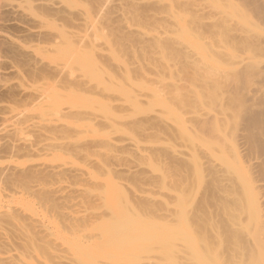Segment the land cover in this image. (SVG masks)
Listing matches in <instances>:
<instances>
[{"label":"rangeland","instance_id":"rangeland-1","mask_svg":"<svg viewBox=\"0 0 264 264\" xmlns=\"http://www.w3.org/2000/svg\"><path fill=\"white\" fill-rule=\"evenodd\" d=\"M80 1L71 0V7H81L83 3L85 5V2L88 4L90 1L91 3L89 5H91L93 0ZM115 1H117V3ZM115 1L112 0L110 5H108L109 7H105V13L103 12L101 16H99L101 18H96V20L98 19L96 22L94 20L95 23L93 22L94 25L91 28L94 29V27L97 26L98 30H96L98 32L94 29L93 33V30L90 28L89 30H92V37L89 34V30L85 32L86 39L89 38V40L83 39L85 36L83 31V33H81L78 30L81 34L80 36L82 37L83 35L81 39L71 32V40L69 42V44H71V50L69 51L71 54V80L76 77L77 80L85 78L86 80L84 79V81H90L88 84L91 83L88 86L89 90L77 88L76 86L75 88L73 86L70 90L62 87H58L57 89L56 87L54 92H51V89H47L48 92H45L46 89L44 88L43 90L42 88L44 85H42V87L38 86V84L41 86L40 82L42 81L41 77L44 71H42L40 67L39 69H34V66H32L34 64V59L22 56L18 51V53L16 51H10L11 49L8 48V46L3 50V55L5 59L20 67L21 76L7 72L9 68L7 69L4 67L6 66L4 64L0 66V71H2L0 72V84L3 86L0 85L2 87V89L0 88V106L12 104L16 108L18 107L19 110H22L23 107L27 110H25V112L34 109L39 113L42 111L38 109H44L43 111L45 112L46 109H48L46 111H49L54 107H62V110H64L63 107H65L66 110L67 108H71V115L68 113L71 118L69 117V119H66L65 117L67 116L68 118V115L62 118L63 121L66 120L65 122L69 121V123H71V144H77V141H79L78 144H80L81 141L85 139L90 140V138L93 141L105 139L102 140V142L105 141L104 143H106L107 140L118 143L117 146H105L106 149L102 147L103 149L101 148L100 150V147L104 146V144L101 145L99 147L101 152L98 154V146L96 147L97 151L95 147V150H91L93 146L91 148L89 147L92 151H89L90 154L86 147L88 155H92L95 152V156L97 155L99 158L102 157L105 158V160L108 158V161L112 158L111 161L114 160L115 163L118 164L119 169L117 168L118 172H116V174L96 172L100 174H97V178L93 179V181H86L83 183L84 185L89 182L87 184L90 193L89 197H91V201L93 200V202L90 203V209L89 207V210L87 209V211H89L88 214L90 212L98 214L96 211L102 210L101 213L105 211V215H103L105 218L103 222H99L101 218L100 220L96 219L94 217L95 213H92L89 215L92 218L94 217V222L87 216L91 219L92 224L91 222H89V224L87 222V225H85L82 222V225H84L82 226L77 222L78 225L76 224V228L71 232V264H250V261H252L251 264H253V259L256 258H253L254 254L252 256L251 251L255 249L254 244L251 243L253 246H248L251 252L248 254V249L245 250L244 248L246 246H242L244 242L240 243L242 239H238V242L232 239V241L234 240L236 243H232L231 239L230 241L228 240L230 236H236L238 233L242 234L241 237L243 236L242 238L244 240V238H248L251 231L253 232V230L255 231L258 228L255 224L256 220L255 222L251 221L253 222L251 223L249 219H246L250 213L248 214L247 212L248 216L246 215L247 217L242 219L243 216L241 217V215H243V213L245 215L246 209L242 212L243 209L240 211L241 209L238 210L239 207H237V205H240L243 201L247 205L251 202L248 200H251L252 196L249 191V195L247 193L245 195L241 191L245 189V187L242 189L241 187L246 185L248 180L250 181L249 174L248 176L247 173L245 174V172H249L248 166L246 163L240 161V159H234L235 156L229 160V157L232 156L227 154V152H229L227 149H230L231 144L234 142L232 139L235 138V134H233L224 123L222 124V122H220L221 125L219 124L220 127H217L215 123H210L215 125L217 129L215 130L214 126L211 125L209 130L207 129L209 126H207V128H204V130L206 129L205 131L202 129L205 132L204 134L202 131H198L201 130L198 127V130L194 128L195 121L191 123V118H188L190 117L188 115L189 113L193 114V117L203 110H209L208 107L213 108L210 110L220 109L218 106L225 101L226 102L222 104L224 108H226L227 103V105H232L230 104V100L227 102V100L224 99L226 98L227 84L233 78L232 71L234 70L232 68L235 66L232 67L231 65L229 66L228 63L225 64L222 58L223 68L220 66L222 64L220 60L216 62L220 56H218V58L214 57L216 56L215 51L213 52V50H215V45L210 41L213 40L210 39L213 36H209L211 35L209 33L210 28L206 29L208 26L200 22H197L199 26L196 24L198 20L193 19V16L191 17L192 10L189 7V3L187 4V8H190L189 10L191 13L187 12L188 10L185 8L187 6L186 4H182V6L179 7L177 4L176 6L168 4L169 6H161L159 9L156 5L154 8H152V5H148L150 0H138L136 1L137 3L134 4L135 6H133L134 9L135 7L138 9L140 14L135 10L138 14L135 13L134 17H131L132 14L128 15V13H126L128 11L125 12V9L127 7L130 8L135 2L133 0V3H131V0ZM123 1L125 3H123ZM202 1L203 0H199L198 2ZM205 1L207 2V0ZM205 1L203 6L207 7L205 11L208 14L210 12L209 16H214V13H216L215 15L219 14L220 16L218 15L216 17H218L223 24L225 23V26L234 23L232 24L233 27L236 25L234 28H240L241 31L245 30L244 32L246 33L241 32L240 34L243 35V37L246 35L245 41L242 43L247 42V37L249 41L250 39L255 41V38L258 40V38L261 39L263 37L261 33H264V22L257 15L256 11L251 9L252 6L248 8L249 5L245 3V1L208 0L207 3ZM132 8L133 7H131L129 11L131 10L132 12ZM149 8L153 11L151 12ZM212 9L216 12H212L211 14ZM118 10L121 11V14H119L120 12ZM207 10H209V12ZM111 11L112 14H115L114 16L118 15L119 18H126L127 16L129 18L127 17L125 20H123L124 18L121 20L117 18V16L115 18L111 15ZM157 11L159 15L156 13ZM219 11H221V13ZM124 12L127 16L125 14V16L122 15ZM148 12L151 13V15H153L152 13L154 12V15L149 16ZM160 13L165 17L161 18ZM154 16H156L157 20ZM158 16H160L161 19H158ZM72 18L73 17H71V23L75 20ZM190 18L193 20H190ZM205 20L207 19L205 18ZM205 20L203 21L205 22ZM233 20L240 23L237 25L235 23L238 22H232ZM124 21L127 24L130 23L129 26L126 24V27H132L134 29V25H136V28H138L136 30L141 29L139 33L146 32V35L144 33L140 35L143 38L146 37V40L150 39L149 42L146 43L147 41L145 42L143 38H140V40L143 39L144 42H142L143 40H138V37L141 36L137 35V37L134 36L135 34H129L130 32H128V29H126L128 33L124 31L126 27L124 29L121 27V24L124 27ZM227 21L230 23L228 22L226 24ZM254 23L259 26H255ZM73 27H75V24ZM73 27H71V29L74 32L75 28ZM139 27L141 28L139 29ZM233 27L231 28L234 29ZM142 28H144L145 31L142 32V30H144ZM249 28L253 31L250 32ZM235 30L240 33L239 29ZM9 31L17 34L16 30L13 28L9 29ZM201 32L204 33V35ZM207 32L209 34L206 36L205 33ZM79 33L76 34L79 35ZM258 34L260 36H258ZM88 35H90L93 41L95 38H98L95 40L99 41L98 44L100 47H98V45L96 47V42H94L95 46L94 43H88L89 41L93 42L92 39L90 40V37H87ZM93 35H98V37L96 36L93 38ZM214 35L216 37V34ZM139 41L141 43H138ZM258 42L259 41H257V43ZM208 43L214 46H209ZM85 44H87V46ZM89 44H93L92 46H94V48L89 46ZM261 45H263L262 49H264V42ZM237 46H239V44H237ZM249 46L247 45L246 48L257 58L254 60L253 56H250L252 57V61L254 60L255 62L264 59V51L263 53L259 52L262 51L261 48L257 49L259 50L258 54L251 44ZM239 47L240 49H244L242 48L244 45ZM64 48H66V46ZM69 48L70 46L64 49V51ZM210 49H212V51ZM101 54L107 55L108 58L104 56V59L108 60H104L102 57L103 55L97 57V55ZM249 54L250 52L246 55L248 56ZM201 55L205 58L204 62L207 61V63L200 61L204 59ZM208 55L211 56L209 58L212 59H209ZM242 55L245 57V52ZM194 57L195 59L197 57V61L200 58L199 61L201 63L199 64L198 61V64H196L197 62ZM39 58H42L43 61L45 59L47 62L49 60H56L58 56L40 53ZM96 58L98 61H96ZM143 61L146 65H149L151 62L153 66H160V69H162L161 66L166 67L169 63L173 65L170 66L174 67L172 69L175 70L172 74L170 73L172 70L170 72L168 71V73L166 71L167 74L160 71V73H162V75L160 74L162 77L160 80L162 85L165 84L161 86V82L158 81L160 83L158 84L156 80L151 79L153 78L151 74L153 75V73H155L153 69L152 73L150 72V68H146L150 71L144 70L143 66L145 64L140 63ZM165 62H168L167 65ZM191 62H194V64H191ZM256 63L255 65L261 67L264 65V62L258 61V63ZM138 64H141L140 67L144 64L141 67L142 71L137 70ZM201 64H205L204 67H202L203 65ZM194 65L197 66L193 67ZM226 65H228L229 68ZM146 67H151V65ZM226 67L229 70H227ZM147 72H150V75L144 77ZM140 73H142V75ZM143 73L145 74L143 75ZM248 73L247 71L245 74ZM80 76L81 78H79ZM82 76L84 77L82 78ZM149 76H151V78ZM248 76L250 77V73L244 80L247 81L249 78ZM252 76L251 78L254 79L255 76ZM256 77L254 79L255 82L260 81L256 80ZM258 78L260 79L259 76ZM254 80H252L253 86L250 81H247L248 83L245 82L247 85L250 84L248 89L251 88L250 86L254 87L256 85L254 84ZM44 81L45 80H43V84H45ZM31 82L35 85V88L37 85L38 89L41 88L39 90H43L51 99L47 97L46 100H40L41 103L38 102L39 105L33 106L34 103H30L33 99L32 91L37 90V88L35 89L34 85L30 84ZM171 82L172 84L175 83V85H170L169 83ZM178 82L179 85H176ZM27 83L35 90L31 89L32 87L29 88ZM246 84L243 83V86ZM19 86H21V89ZM25 87L26 89H24ZM244 88V90H247V87ZM23 90L27 92L25 93ZM244 92L242 94L245 95ZM211 98L212 100L216 98L214 102L216 100L218 102L213 103ZM220 98L223 101L220 100ZM208 101H212L213 105L216 104L217 108L215 105L213 107L212 105L208 106ZM201 103H204V106H202ZM44 104H47V106ZM28 105L29 109L26 107ZM197 111L199 112L197 113ZM193 112L196 113L194 114ZM3 113L4 111L0 108V116ZM1 122L0 120V124ZM219 129H222L221 132L224 134L219 133ZM225 129L229 132H226ZM225 132L229 136H226ZM218 135H220V138H222L221 135L225 138L223 137L218 140ZM93 138L97 139L94 140ZM83 145L84 144L81 143V148L83 149L84 147L86 150ZM185 147L193 151L195 150L198 153L200 165L197 163L192 165L193 162L191 164L188 161L185 162V160H189L188 157H184V155L180 153L182 150L184 151L186 149ZM78 151L80 150L78 149ZM78 151L73 152L77 154V156L71 153V166L74 165L73 167L76 165H81V167H83L82 161H84V158H82V156H84L86 152H84L85 154L82 153V155L80 152L78 153ZM105 151H109L108 153L110 154L107 153V155ZM226 155H228L227 158ZM223 158L227 159V163L233 160V164L228 163L229 165L226 167L224 162H221ZM225 159L223 161H226ZM237 161L239 162L238 164H236ZM187 162L191 166H189ZM212 163H214V165L216 163L218 166L223 164L226 169L221 171L224 167L215 165V168ZM239 165H241V167ZM233 166L239 171L236 172ZM208 167L211 169L215 168V171ZM217 169H219L218 171L220 174L216 171ZM241 169L244 175H242ZM213 173H215L214 175L216 178H213ZM217 173L218 175H216ZM239 178H243L244 180H240L242 181L240 182L238 181ZM232 180L238 181V183L233 181L235 184L237 183V187L239 186L238 184H240L237 189L233 190L234 193L238 194L237 197L235 196L236 198L234 197L236 194L233 192V194L226 197L223 193L225 186L228 187V185L232 184L227 182H232ZM235 184L233 183V186L231 185L232 188ZM85 186L86 185L83 187ZM246 187V189L249 190V183ZM88 189L83 192L89 194L87 193ZM222 196L224 198L229 197L226 199L227 201L233 200V197L234 200L237 199V203H241L237 204L236 201L227 202L225 199L219 200ZM238 199L240 200L238 201ZM223 201L226 204H224L225 206L222 204ZM244 204L242 205L244 206ZM246 205L244 207L247 208V211L253 212V206L251 207L252 204L250 205L251 208H248ZM234 206L238 208L235 209V211ZM225 208L227 210H225ZM198 214L200 215L199 219L197 218ZM251 214L252 217L255 218V210ZM96 216L102 217V215ZM230 219L232 221H230ZM243 220L251 223L253 226L256 225L254 227L257 228L250 226L251 224L243 222ZM234 221H238V224L234 223ZM230 222L234 223V226L237 224L238 227L236 226L233 229V227H231L232 223ZM239 223H241V225L244 223V226L242 225L243 228L239 226ZM247 224V229H249V226L253 229H250V232L249 230L247 231V229L246 231L241 230L240 233L238 230L240 228L244 229ZM229 228H232L233 231L236 228H238V230L232 231L233 233L231 232L232 234L230 235ZM244 232H246L247 237ZM97 235H100V238L96 239L95 237ZM235 236H233V238H236ZM88 237L93 238H90L88 241ZM241 237L239 236V238ZM259 240L262 241L261 239H258V241ZM228 241L231 242V244H228ZM258 243L261 245L263 242ZM238 245L242 247H238L239 250L240 248L242 250L244 248L243 252H247L246 254L249 255L248 257L251 255V260L248 257L247 259L245 256H241V254H239L241 250L239 251L236 249L235 251ZM255 245L258 244L256 243ZM232 246H235L233 248L234 251L231 250ZM256 250L258 251L259 247ZM255 255H257V253H255ZM258 255L260 258V250ZM263 256L264 254L261 258H263ZM258 261H260V263H258L261 264L263 263L261 261H264V259H259Z\"/></svg>","mask_w":264,"mask_h":264},{"label":"bare ground","instance_id":"bare-ground-1","mask_svg":"<svg viewBox=\"0 0 264 264\" xmlns=\"http://www.w3.org/2000/svg\"><path fill=\"white\" fill-rule=\"evenodd\" d=\"M85 1H88V0H85ZM111 1L112 0H93L91 5H89L91 3V1H90L88 4H87V2H85V5L83 3L82 4L83 6L81 5V7L79 6L76 8V7H71V0H0V66L4 64V65H6L4 67H6L7 69L9 68V71H7V72H10L11 74H14V75L21 76V74H20L21 69H19L20 67L18 65L16 66L13 62L5 59V57L3 55V52H4L3 50L6 48V46H8V48L11 49V50L9 49L10 51H13V52L18 51L20 55L27 56L29 58L31 57L32 59H34V61L31 59L34 62V64L32 65V66H34V69H39V67H40V69L42 71H44V74L41 77L42 78V81L40 82L41 86H40V84H38V86L42 87V85H44V87H42V88H43V90H44V88L46 89L45 92H48L47 89H51V92H54V90H56V87H57V89H58V87H62L64 89L70 90L71 87L73 88V86L74 87L76 86L77 88L88 89V86L91 83L88 84V82H90V81H88V82L84 81V79H85V78H83L84 76H82V78H83L82 80H79V79L77 80L76 79L77 77L75 79L71 80V54L69 52L71 50V44H69V42L71 40V32L75 36H77V37L79 36L81 39L83 37V35L81 37L80 36L81 34L78 32V30L81 33H83V32L85 33L86 31H88L94 25L93 24L94 20L96 22L99 18H101L99 16H101V14L103 12L105 13V10H106L105 7L110 5ZM113 1H115V0H113ZM133 1L135 3H133ZM133 1L131 0V3H133L131 5V7H133L132 12H131V10L129 11V9L131 7L129 8L126 6L128 8V10H127V8L125 9V7H124L125 12L128 11V12H126V13H128V15H130V14L133 15V16L131 15V17H134L135 13L136 14L139 13L138 9H136V7L134 9V6H135L134 4H136L137 3L136 1H138V0H133ZM198 1H196V0H190V1L189 0H154V1L150 0V2H148V1L147 2L149 3L148 5L153 6L152 8H154L155 5L158 8L159 7L161 8V6H164V7L169 6L168 4H170L172 6H176V4H177V6L179 7V6H182V4L187 5L189 3V7L191 8L192 13L189 10L190 8L189 9L187 8L188 5L187 6L185 5L186 6L185 8H186V10H188L187 11L188 13L192 14V15L191 14L190 15H191V17L193 16L192 17L193 19L198 20V21H196V24L199 26V24L197 22H200L201 24L208 26V28L205 27L206 29H209V28L211 29V30L209 29V33L211 34L209 36H211V37L213 36L212 38H210L213 40H210V41H212V43L215 45V50H213V52L215 51L216 56H214V57L218 58V56H220V58L217 59L216 62L220 60V62L222 63V60H223L225 64L228 63L229 66L230 65L232 67L235 66L234 68H232L234 70V71H232L233 72V74H232L233 78L227 84L228 88L226 87L227 93L225 90L226 98L224 99V100H227V102H229V100H230L231 101L230 104H232V105H227L228 104L227 103L226 108H224L222 104L225 103L226 101L222 102L223 100L220 98V100H222L221 101L222 104L220 103V106H218V107H220V109L218 108L215 110H210L213 108L208 107V109L210 111L209 110H203L202 112H200L199 114H197L193 117H192L193 114L189 113L188 115L190 117H188V118L189 119L191 118V123L193 121H195V127L194 128H196L197 130H198V128L201 129L198 131H200V132L202 131V133H204V134H205L204 131L206 130V129L204 130V128H207V126H209L207 129L210 130V126L213 125L214 123L217 125V127L218 126L220 127V125H221L220 122H222V124L224 123L227 126V128L230 129V131H232L233 134H235V138L232 139V140H234V142H233V144H231L230 149H227V150H229V152H227V154L229 156H232V157H229V160L234 158V156H235L234 159H240V161H242L243 163H246V165L248 166L247 168L249 169V172H245V174L247 173V176H248V174L250 176L249 177L250 181L248 180L250 187L248 190V189H246L247 188L246 186L248 183L244 186L242 183L243 187H241V189L244 187H245V189H244V191L243 190H241V191L245 195H246V193L248 194L249 192H251L252 198L250 197L251 200L250 199L248 200L251 202L248 203V201H247V203H248L247 205L243 200H241V201H243V203L240 202L241 204L238 202L240 204V205H237V207H239V209L235 207L236 206V204H235L234 211H235V209H238V210L241 209L240 211H242V209H243L242 212H244V209H246L245 215H244V213H243V215H241V217L243 216L242 219H245V217H247L248 214L250 213L251 216L249 215L246 219L247 220L249 219L250 222L251 221L255 222V220H256L255 224L257 225L258 228L254 227L256 225L253 226L251 224L253 222L249 223V222L243 220V222L249 223V224H251L250 226L257 228L255 231L253 230V232H255V233H253L251 231L248 238H246V239L244 238L245 241L242 238L243 236L241 237L242 234H239V233H238L239 235L238 234L236 236L233 235L236 238H233V236H230L228 240L230 241V239H231V242L233 243L235 241L234 240L232 241V239H235L236 242H238L237 241L238 239L239 240L242 239L240 241V243L244 242L243 243L244 245H242L243 247L244 246L250 247L252 244H254L255 249L251 250L252 256L254 254L253 258L254 257L259 258L258 254H259V250H260V258L259 259L263 260L264 256H263V258H261V256L264 254V251H263L264 250V247H263L264 246V65L261 67V66L255 65V63L256 62L258 63V61L264 62V59L257 60L254 62V60L257 58H255L251 54L252 52L249 51L246 47H247V45L249 46L251 44V46L254 47V49H256L257 52L259 51L257 49H259V48L262 49L263 45H261V44L264 42V33L263 34L261 33V35L263 36L262 38L260 37L261 39L258 38V40H257L255 38V41L251 40V39L249 41V38L247 37V40H246L247 42L242 43L243 41H245L246 35H245V37H243V35H240V34H241V32H244L245 30L241 31L240 28H234V27H236V25H234V27L232 26V24H234V23L229 24L231 26H229V25L225 26L224 25L225 23L223 24L219 20V18L216 17L219 14L215 15L216 13H214V16H209V14H210L209 10H207L209 12V14L205 11V8H207V7L203 6V3L205 0H203L202 2H198ZM243 1H245V3H247L249 5L248 8H250V6H252L251 9H254L256 11L257 15L260 17V19L264 22V0H243ZM115 2L117 3V1H115ZM119 2H120V0H119ZM207 2H208V0H207ZM123 3H125V2L123 1ZM73 4H75V3H73ZM128 5H130V4H128ZM120 7H122V6H120ZM148 7H150V6H148ZM158 8L157 9L155 8V9L159 10L160 8L159 9ZM172 9H173V7H172ZM121 10H123V9H121ZM150 11L152 12L153 10L150 9ZM119 12H120L119 14H121V11H119ZM125 12L122 13L123 16L126 15ZM129 12H131V13H129ZM212 12H216V11L212 9L211 14H212ZM219 12L221 13V11H219ZM156 13L158 14V11ZM152 14L154 15V12ZM200 14H201V16H200ZM202 14H205L207 16L202 15ZM103 15H105V14H103ZM111 15H113V17H115V18H116V16H117V18H119L118 15L114 16L115 14H112V11H111ZM111 15H109V16H111ZM148 15L153 16L149 12H148ZM160 15H161V18L165 17V16L163 17V14H161V13H160ZM169 16L171 17L172 15H169ZM71 17H73L75 19L74 20L75 22L73 21V23L75 24V27H73L74 24L71 23ZM154 17L157 20L156 16H154ZM96 18H98V19L96 20ZM103 18H104V16H103ZM123 18L120 17L119 19H121V20L126 19L125 17H123ZM159 18H160V16H158V19ZM205 18L207 20H205ZM193 19L190 18V20H193ZM203 20H205V22ZM201 21H203V22H201ZM228 22L229 21H227L226 24ZM232 22H238V21L233 20ZM124 23H125V21L123 22V24ZM239 23L240 22L235 23V24L238 25ZM126 24L127 23L124 24V27L121 24L122 29H124L126 27L125 26ZM261 24H262V22H261ZM127 25L129 26L130 23H128ZM172 25H174V24H172ZM254 25H255V23H254ZM134 26H135L134 27L135 30L132 27H129V28L126 27L124 29V31H126V29H128V32H130L129 34H135L134 36H137V35L141 36V35H143V33L144 34L146 33V32H143V31H145L144 28H142V29H144V30H142L143 33H139L141 30L140 29L141 27H139L140 30H136L138 28H136V25H134ZM257 26H259V25H257ZM71 27L75 28V31L77 30L76 33H79V35H77L75 33V31L73 32ZM76 27L79 29H77ZM217 27H218V29H217ZM231 27H233L234 29H232ZM11 28L15 29L17 34L11 33L9 31V29H11ZM91 29L93 31L89 30V32H90L89 34L92 37V32L94 33V29L96 32H98L97 31L98 29H97V26L94 27V29L93 28H91ZM235 29H237V30L239 29L240 33L237 32ZM261 29H263V28H261ZM100 30H102V29H100ZM251 31H253V30L250 29V32ZM209 33L208 32L205 33L206 36ZM244 33H246V32H244ZM87 34H88V32H87ZM202 34L204 35V33H202ZM214 34H216V37ZM220 34H222V35H220ZM90 35H88L87 37H90ZM93 36H94L93 38H95L96 36L98 37V35H93ZM256 36H257V34H256ZM258 36H260V35L258 34ZM91 37H90V40L92 39ZM140 38H143V37L142 36L138 37V40H140ZM83 39L84 40L86 39V33H85V36ZM87 39L89 40V38H87ZM95 39H98V38H95ZM95 39H94V41L92 39L93 42L89 41L88 43L96 42V47H97V45H98V47H100L98 44L99 41L95 40ZM143 39H145V42L147 41L146 43H148L150 40V39L146 40V37H144ZM143 39H141L140 41H142ZM140 41L138 43H141ZM257 41H259V42L257 43ZM142 42H144V40ZM87 44H85V45L87 46ZM213 44H209V46L213 45ZM237 44H239V46H241V47L244 45V47H242L244 49H240V47L237 46ZM240 44H242V45H240ZM245 44H247V45H245ZM92 45L93 44H89V46L94 48L95 43H94V46H92ZM65 46H66V48L70 46V48L67 49L68 51L67 50L64 51V49H66V48H64ZM210 50L212 51V49H210ZM242 50H244V51H242ZM263 51H264V49H262V51H259V52L263 53ZM244 52H245V57L242 55V54H244ZM249 52H250V54L247 56L246 54ZM259 52H258V54H259ZM40 53L47 54V55L48 54H54V55H57L58 58L56 60H49L46 62L45 59L43 61L42 58L41 59L39 58ZM99 54H100V52H99ZM209 55H208V58L211 57ZM212 55H214V54H212ZM99 56L100 57L102 56L103 59L105 57H107V55H105V54L97 55V57H99ZM197 56H200V55H197ZM250 56H253V58H254L253 61L251 60L252 57H250ZM201 57L204 58L202 55H201ZM246 57H248V58H246ZM221 58H222V60H221ZM103 59H101V60H103ZM194 59H195V57H194ZM196 59H197V57H196ZM196 59H195V61L197 63L196 62L195 63L198 64V61L200 60V58L198 61ZM209 59H212V58H209ZM104 60H108V59H104ZM96 61H98L97 58H96ZM200 61L204 62L205 58L203 60H200ZM200 61H199V64L201 63ZM214 61H215V59H214ZM140 63L145 64V65L142 64V66L143 65L145 66V67L143 66L144 70L146 68L147 69L150 68L151 71L147 70V69L146 70L150 71L152 73V69H153V71L155 72V73H153V75L151 74V76H153V78H151V76H149V77L152 80L153 79L156 80L157 82L158 81L161 82L160 79L162 78L161 77L162 73H160V71L164 72V74H165L166 71L168 73V71L170 72L172 70V72H170L172 74L173 71L175 70V69H172L174 67H171L173 65L169 64L168 62H167L168 65L165 62L167 65L166 67L161 66L162 69H160V66L159 67L155 66V65L153 66L151 64V62L149 63V65H151V67H146L149 65H146V63L144 61L140 62ZM192 63L194 64V62H191V64ZM204 63H207V61ZM140 65L141 64H138V66H137L138 71H142V69H141L142 66L140 67ZM201 65H203V64H201ZM204 65L202 67H204ZM217 65H218V63H217ZM228 65H226V66H228ZM195 66H197V65H194L193 67H195ZM220 66H222L221 68H223V63ZM229 66H228V68H229ZM255 66H258V67H255ZM226 69H227V67H226ZM254 69H256V70H254ZM227 70H229V69H227ZM247 71L250 73V77L248 76L250 78V80L253 78L252 75H254L255 77L257 75L256 80H260V81H256L259 83L258 84L255 82V80H254L255 77H254V79H252V80H254V84H256V85L254 87H252L253 86L252 80L250 81L248 78L250 83H252L251 84L252 86H250L251 87L250 89H248L249 88L248 86L250 84L249 85L246 84L249 81L247 80L248 81L247 82L246 80H244V78L247 75H249V73L245 74ZM0 72H2V71H0ZM150 72L149 73L147 72V74L143 73V75L145 74L144 77L145 76L148 77V75H150ZM140 74L142 75V73H140ZM251 76H252V78H251ZM258 76L260 77V79L258 78ZM0 77H1V74H0ZM79 78H81V76ZM43 80H45L44 83L46 84V87H45V84H43ZM159 82H158V84H160ZM172 82L169 84L171 85ZM33 83H34V81H33ZM243 83L246 85L243 86ZM30 84H32V82ZM173 84L175 85V83H173ZM173 84H172V86H173ZM0 85L2 86V84H0ZM17 85H18V83H17ZM19 85H21V84H19ZM32 85H34V84H32ZM164 85H162V82H161V86H164ZM176 85H179V82H178V84L176 83ZM1 86H0V88L2 89L3 86L2 87ZM24 86H26V85H24ZM27 86L29 88L32 87L31 85L29 86V84ZM241 87L243 90L245 89L244 87H247V90H244L245 91L244 92L241 89ZM19 88L21 89V86H19ZM34 88H35V85H34ZM36 88H37V90H35ZM36 88L35 89H33V87L31 88L35 91L30 90L33 93V99L30 103H34L33 106L39 105L38 102H40V100H43V99L46 100L47 97H48V99H51V98H49V96H47L46 93L43 92V90H39L41 88L38 89L37 85H36ZM62 88H60V89H62ZM24 89H26V87ZM27 90H28V88H27ZM38 90H39V92H38ZM95 90H97V89H95ZM241 91H243L245 93V95L242 94L243 92H241ZM246 91H247V93H246ZM21 92H22V90H21ZM23 92L26 93L27 91L23 90ZM176 92H177V90H176ZM242 95H244V96H242ZM48 99H47V101L49 103ZM214 99H216V98H213V100L211 98L213 103L218 102L217 100L214 102ZM212 101H208V103H209L208 106L212 105V107H213L215 105V107L217 108L216 104H214V105L212 104ZM50 102H51V100H50ZM202 102H204V101H202ZM210 102H211V104H210ZM203 104L204 103H201L202 106H204ZM41 105H43V104H41ZM44 105L47 106V104H44ZM199 105H200V103H199ZM48 106H49V104H48ZM26 107H27V109H29L28 108L29 105ZM0 108L4 111V113L0 116V120L2 121L0 124V264H71V232L76 228L75 226L78 225L77 222H79L80 225H82L83 223L85 225H87V222L89 224V222H91V219L93 222L95 221L93 219L94 217L96 219H99V220L101 218V220L99 222H103L104 218H105L103 216V215H105L104 214L105 211H103L101 213L102 210L96 211V212H98V214H96L95 212H92V213H95V215L93 214L94 215L93 218L90 217V215L92 214L91 212L89 213L90 215L88 214L89 211H87V209H88V207L90 209V206H91L90 203H92L93 200L92 201L90 200L91 197H89L90 193H89V189L87 187V184L90 181H93V179L97 178L96 176L99 172H102V173L105 172V174H112V173L116 174V172H118V169H119L118 164H116L114 160L111 161L112 158H111V160L108 161L107 160L108 158H106V160H105V158H102V157L99 158V157H97V155L95 156V154H94L95 152L92 155H88V152L89 151L92 152L91 150H95V148L98 146V152H97V154H98L101 152L100 150L102 147L106 149V147L117 146L118 143L113 142L111 140H107V139H106L107 140L106 143H104L105 141L102 142V140H105V139L93 138L94 140L97 139V141L96 140L93 141L91 138H90V140L85 139V140H83L84 143H83V141H81V143L84 144L83 146H85V148L86 147L88 148V152H86L87 148H86V150L84 149V147H83V149L81 148V146H80L81 143L78 144L79 141H77L78 142L77 144L76 143L71 144L72 143L71 142V123H69V121L65 122L66 120L65 121L62 120L63 116L65 117L66 115H68V118H67V116L65 118L69 119V117H70L69 114H70L71 108L70 109L67 108V110H66L65 107H63L64 110H62L61 109L62 107L61 108H55V107L53 108L52 107L53 108L52 110L46 111V110H48V109H46L45 110L46 113L43 111L44 109H42V110L38 109V110L42 111L39 113V112L35 111L33 109V107H32V109H33L32 111L30 110L28 112H25V110H26L25 108L22 107V110H19L18 107L16 108L12 104L2 105V106H0ZM36 108H38V107H36ZM198 112L199 111H197V113ZM193 113L195 114L196 112H193ZM210 123H213V124H210ZM213 126L216 130L217 128L215 127V125H213ZM190 129H191V127H190ZM211 130H213V129H211ZM219 130H220V132H219ZM219 130H218V132L222 133L221 132L222 129H219ZM226 132H229V131L226 130ZM226 132H225V135L229 136L228 134H226ZM219 133H217V134H219ZM222 134H224V133H222ZM197 135H199V134H197ZM218 136H219L218 140H220L224 137L223 135H221L222 138H220V135H218ZM103 144H104V146H101ZM92 146H93V148L94 147L95 148L94 149L92 148L90 150L89 147L91 148ZM99 147H100V150H99ZM78 149L80 151H78ZM74 151L75 152L78 151V153L80 152L81 154L86 152V154L84 153L86 155V156L84 155L85 157L82 156L83 154L82 155L78 154L79 156H82V158H84V161H82L83 167H81V165L80 166L76 165L77 166V167L75 166L76 168L73 167L74 165L71 166V153L73 155ZM96 151H97V148H96ZM182 151L180 153H182V155H184V157H188V159L190 160V161L185 160V162L188 161V162H190V164L193 162L192 165H194L195 163H197V164L200 163V161L198 160L199 155L195 150L193 151L192 149L186 148L183 152ZM90 152H89V154H90ZM108 152H106V154ZM224 153H226V152H224ZM108 154H110V153H108ZM74 155L77 156V154H74ZM228 155H226V158ZM222 157H224V156H222ZM184 159H186V158H184ZM224 159L225 158H223V160ZM223 160H221V162H224V165L226 167L229 165L228 163L231 164L233 162V160H232V162L227 163V159H225L226 161H223ZM238 161L236 162V164L239 163ZM188 162H187V164H188ZM217 162H219V161H217ZM208 163H209V160H208ZM190 164H188V165L191 166ZM212 164L214 165V163H212ZM220 164H222V163H220ZM203 165H204V163H203ZM206 165H207V163H206ZM215 165L218 166V164H216V163H215ZM246 165H245V167H246ZM220 166L224 167L223 164ZM220 166H218V167H220ZM239 166L241 167V165H239ZM79 167H81V168H79ZM226 167H224L221 171L226 169ZM208 168H210V167H208ZM215 168H216V166H215ZM215 168L214 169L210 168V169L215 171ZM233 168L236 169V167H234V166H233ZM218 170L219 169H217L216 171H218ZM237 171H239V170L236 169V172ZM241 171H242V169H241ZM96 172H98V173H96ZM218 173L220 174L219 171H218ZM218 173L216 175H218ZM239 173H241V172H239ZM214 174L215 173H213L212 175H214ZM98 175H100V174H98ZM242 175H244L243 171H242ZM214 176H213V178H216V176L215 177ZM242 177H244V176H242ZM249 178H247V179H249ZM240 180L243 181L244 179L239 178L238 181H240ZM86 181H89L87 184L86 183L84 184V185H86L85 186L86 189H88L87 190L88 192L87 191L86 192L89 194H86L85 192H83L86 190L85 187H83L84 186L83 183ZM233 181L238 183L237 180H232V182L228 181L227 183H229V184L232 183L230 185H228L226 183L228 185V187L225 186L224 191H223L225 197L233 194L234 193L233 190L237 189L240 186V184H238L239 186L237 187V185H236L237 183L235 184V182H233ZM242 181H240V182H242ZM80 183H81V185H80ZM233 183L236 186L234 185V187L232 188ZM78 186H80V187H78ZM245 191H247V192H245ZM234 194H236V193H234ZM237 195L238 194L234 195V197L235 196L237 197ZM228 198H224L222 196V198H220L219 200H221V199L226 200ZM232 199L233 200H228V201L226 200V201L227 202L236 201V203H237V199L234 200L233 197H232ZM239 200L240 199H238V201ZM222 204L223 205L225 204L224 201L222 202ZM242 204H244V206L246 205L248 208H251L253 206L252 207L253 210L252 209L251 210L253 212L255 210V213H256L255 218L252 217L251 213H253V212H250L249 210L247 211V208L244 207ZM249 204L251 205V207ZM240 206L241 207L243 206V207L241 208ZM225 210H227V209L225 208ZM230 210H231V208H230ZM247 212H248V214H247ZM86 214H88V215H86ZM96 215H102V217L96 216ZM87 216L90 217L91 219L88 218ZM197 218L198 219L200 218L199 214H198ZM253 218H254V220H253ZM230 221H232V220L230 219ZM230 223H232V222H230ZM234 223L238 224V221H236V222L234 221ZM234 223L231 224L232 225L231 227H233V229H234V227L237 226V224H236V226H234L233 225ZM91 224H92V222H91ZM239 224H240L239 226L241 227L244 223L242 225H241V223H239ZM82 226H84V225H82ZM243 226L241 228H243ZM247 226H248V224L245 225L244 229H241V228L239 230H238V228H236V229L238 231H240V233H241V230L246 231ZM250 226H249V229H247V231L249 230V232H250V229H253V228H250ZM229 229H230V231H229L230 235L236 230L235 229L233 231L232 228H229ZM229 233H228V236H229ZM244 233L246 234V232H244ZM97 236L95 237L96 239L100 238V235H97ZM239 236L241 238H239ZM245 236L247 237V234ZM88 238H89L88 239V241H89L90 238H93V237H88ZM258 239H261L262 241H260V240L258 241ZM257 241L261 242V243L263 242L261 244L262 246ZM231 242H229L228 244H231ZM256 243L258 245H255ZM255 246H257V247H255ZM234 247L235 246H232L231 250L234 251V249H233ZM238 247H241V246L238 245L235 248V251H236V249L239 250ZM246 247H244V248H245V250L248 249V254H249V252H250L249 247L248 248H246ZM258 247H259V250L257 251L256 249ZM241 248H240L241 251L239 250L241 253H239V251H238V253L241 254V256L243 255L247 258L249 255L246 254L247 252L246 253L243 252L244 248H243V250ZM254 250H256V251H254ZM261 250H262V252H261ZM255 253H257V255H255ZM250 257H251V255H250ZM250 257H248V258L251 260ZM258 258L256 260L253 259L254 260L253 264L254 263H256V264L260 263V261H258L259 260ZM247 261H249V260H247ZM261 262H263L261 264H264V261H261ZM249 263L251 264L252 261H250Z\"/></svg>","mask_w":264,"mask_h":264}]
</instances>
